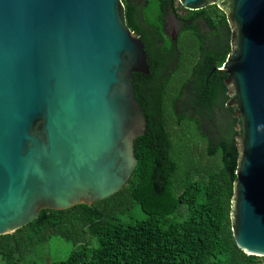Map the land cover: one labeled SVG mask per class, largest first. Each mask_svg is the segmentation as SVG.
I'll use <instances>...</instances> for the list:
<instances>
[{
	"label": "water",
	"instance_id": "obj_1",
	"mask_svg": "<svg viewBox=\"0 0 264 264\" xmlns=\"http://www.w3.org/2000/svg\"><path fill=\"white\" fill-rule=\"evenodd\" d=\"M177 1L226 15L230 51L213 70L240 118L231 230L264 257V0ZM146 59L121 0H0V236L124 188L147 125L132 84Z\"/></svg>",
	"mask_w": 264,
	"mask_h": 264
},
{
	"label": "trees",
	"instance_id": "obj_2",
	"mask_svg": "<svg viewBox=\"0 0 264 264\" xmlns=\"http://www.w3.org/2000/svg\"><path fill=\"white\" fill-rule=\"evenodd\" d=\"M121 1L149 66L132 81L147 122L134 140L137 165L113 196L41 210L0 236V264H263L231 230L240 118L226 105L227 76L213 71L230 51L225 13L215 4L188 11L177 0ZM168 16L182 24L175 42L164 35ZM52 238L72 244L66 259L38 256Z\"/></svg>",
	"mask_w": 264,
	"mask_h": 264
},
{
	"label": "rangeland",
	"instance_id": "obj_3",
	"mask_svg": "<svg viewBox=\"0 0 264 264\" xmlns=\"http://www.w3.org/2000/svg\"><path fill=\"white\" fill-rule=\"evenodd\" d=\"M180 13H182V11H180ZM167 22L169 26L172 28L174 24L173 18L169 17ZM71 249H72V244L70 242H67L60 238H52L46 244H44L43 247L39 249L40 251L38 256L42 257L43 255H45L44 257H46L47 255L51 260H56V261L64 260L70 254ZM33 259L34 260L32 261H34L35 264H40L38 257Z\"/></svg>",
	"mask_w": 264,
	"mask_h": 264
},
{
	"label": "flooded vegetation",
	"instance_id": "obj_4",
	"mask_svg": "<svg viewBox=\"0 0 264 264\" xmlns=\"http://www.w3.org/2000/svg\"><path fill=\"white\" fill-rule=\"evenodd\" d=\"M169 17V16H168ZM173 18V27L171 28L168 24V22H166V25H165V37L168 39L170 38L171 41L175 42L177 37H178V34L182 28V24H180L179 20L176 19V17H172ZM214 71V70H213ZM226 75V74H225ZM227 76V75H226ZM227 78V77H226ZM224 84L226 85V79H224ZM227 87V86H226ZM228 89V88H227ZM227 96L229 97V100L231 99V97L229 96V89L227 90ZM228 100V101H229ZM228 103V102H227ZM227 105V104H226ZM228 106V105H227ZM229 108H231L233 110V117L234 118H239V117H235V113H236V109L234 107H230L228 106Z\"/></svg>",
	"mask_w": 264,
	"mask_h": 264
}]
</instances>
